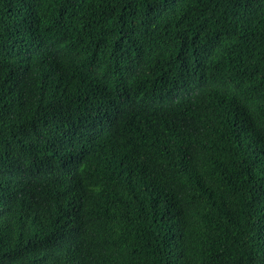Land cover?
<instances>
[{"label":"trees","instance_id":"1","mask_svg":"<svg viewBox=\"0 0 264 264\" xmlns=\"http://www.w3.org/2000/svg\"><path fill=\"white\" fill-rule=\"evenodd\" d=\"M0 264H264V0H0Z\"/></svg>","mask_w":264,"mask_h":264}]
</instances>
